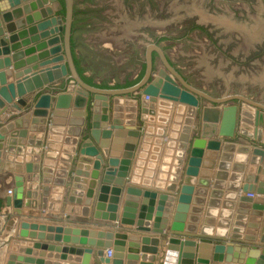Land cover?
Instances as JSON below:
<instances>
[{
  "label": "crops",
  "instance_id": "1",
  "mask_svg": "<svg viewBox=\"0 0 264 264\" xmlns=\"http://www.w3.org/2000/svg\"><path fill=\"white\" fill-rule=\"evenodd\" d=\"M222 1V12L215 17L207 14L204 22L221 28L215 37L223 50L229 49L233 56L255 54L250 71L262 72L264 82V29L262 18L254 13L252 5L258 3L262 7L264 3L259 0ZM230 3L238 10V17H232L228 8ZM12 9L0 7V60L9 61V65L0 69V129L11 126L0 139V264H103L99 257L106 255V249L89 243L107 242V233H112V256L122 257L124 264H163L169 238H179L180 243L191 240L233 246L231 262L204 259L200 264H256L264 259V126L254 123L255 111L264 114V94L253 100L245 98L259 105L256 107L243 99L216 102L200 97L196 107L163 102L162 113L158 112V97L146 98L147 95L141 93L130 98L121 95L94 97L89 115L87 92L71 87L69 74L62 73L65 59L59 56L63 53L26 63L27 59L49 50L46 46L47 49L42 51L23 53L19 57L23 66L19 69L13 67V53L24 52L41 40L32 42L39 32L27 31L34 25L25 24L30 12L17 16ZM4 12H10L7 23L14 28L12 31L7 29V23L1 17ZM23 20V25L18 28L17 23ZM22 31L27 33L19 35ZM12 35L15 38L10 39ZM26 40L29 42L24 44ZM201 42L205 48L201 53L210 63L216 56L222 58L225 66L230 65L231 71L241 70L225 54L213 52L215 46L208 38L202 37ZM13 44L20 46L12 49ZM259 49H263L262 52ZM30 67L29 73L18 79L13 77L14 73ZM19 82L25 90L20 97L16 94ZM66 82L69 86L59 89ZM10 85H13L14 96ZM65 91L73 96L70 107L54 108L56 95ZM43 94L49 95V113L33 123L31 111ZM220 97L223 96L214 98ZM18 98L23 99L25 105L19 104ZM178 105L183 106L181 111L177 110ZM94 108L97 109L95 113ZM144 109L152 112H144ZM226 110L229 112L227 119L234 113L237 124L232 135L214 138L221 145L206 192L203 196L197 195L202 201L201 210L187 213L189 219L184 222L185 226L195 227V233L168 229L157 234L139 230L136 225L121 224L119 220L127 197L125 186L130 185L156 192V200L165 201L163 216L169 219L170 225L192 140L198 136L203 120L200 117L219 121ZM93 127L100 130L99 139L108 143L103 148L98 145L104 163L95 178L91 176V170H88L89 175L76 176L78 145L72 140L83 141L87 136L91 137ZM124 157L131 161L128 174L123 185H116V174H107L105 169L110 158L120 161ZM137 160L141 163L138 166L140 172L134 175ZM79 170L83 171L84 167ZM132 177L136 181L132 182ZM198 177H194V189H197L195 181ZM103 184L109 188L120 187L121 191L116 196L103 193L105 199L100 201L99 189ZM19 185L23 189L20 206L15 204ZM172 185H175L173 189ZM89 187L92 193L87 196ZM7 197L12 199L9 204ZM115 197L116 204L112 201ZM191 197L194 198V193ZM112 204L116 205L115 221L105 219L113 211L109 207ZM202 249L206 250L204 246Z\"/></svg>",
  "mask_w": 264,
  "mask_h": 264
},
{
  "label": "water",
  "instance_id": "2",
  "mask_svg": "<svg viewBox=\"0 0 264 264\" xmlns=\"http://www.w3.org/2000/svg\"><path fill=\"white\" fill-rule=\"evenodd\" d=\"M3 5L0 7H10L12 12L20 16L23 12H28L30 8L35 7V5H39L41 3H56L58 0H1ZM30 1L28 4L26 2ZM64 2V15L63 18L61 15L51 16L54 13L53 8L49 5L46 9H43L41 13H33L32 16L29 14L26 17V24H34L28 28L27 31L33 33L38 31L39 33L35 35L31 39L32 42L38 41L32 47L26 49L24 52L13 53L11 56L13 61V67L15 69H19L23 66V62L19 61V57L22 56L23 53L33 52L34 50H41L49 47V50L41 52L38 56H33L30 59L26 60V63L34 62L38 59H41L45 56L55 55L56 53H63L59 57L65 59V63L62 64L61 70L65 75L77 84L85 92L93 94L95 98L108 97V96H117V95H126L128 98L133 97L136 93H141L142 95H147L150 97H158V105L159 110L161 112V107L165 106L163 104L164 100H172L179 102L180 104H188L190 106L196 107L199 105V97H204L211 101L222 102L231 98L243 99L247 104L256 107L258 104H252L248 102L245 98L240 95H229L220 98H214L209 96L208 94L197 90L187 84V82L169 65L167 62L163 52L157 46H149L146 51V70L143 73L141 79L128 87L123 88H99L93 85L86 83L79 73L76 70L72 49H71V33H72V21H73V0H63ZM22 4V6H20ZM20 6V7H19ZM45 11L48 12V15L45 14ZM43 19H39L41 16ZM6 23L10 19V12H4L1 16ZM49 17V18H48ZM22 23V24H21ZM24 23V20L17 23L18 28L21 27ZM61 23V24H60ZM6 27L9 31L14 30V28L6 24ZM27 31H22L18 33L19 35L26 34ZM2 33V28L0 27V35ZM62 33V35L60 34ZM61 35V36H60ZM15 38V35H12L10 39ZM29 40L24 41L28 43ZM19 44H13L11 46L12 49L18 48ZM155 49L159 54L160 60L163 65L167 68L168 73L172 77H161L158 75H153L151 72V57L150 50ZM1 53V50H0ZM7 59L5 61L0 60V69L9 65ZM48 61H45V63ZM44 64V63H42ZM31 71V67L24 69L23 71H19L13 74L14 78H20L24 74H27ZM6 75L8 72H5ZM26 81V80H25ZM11 95H15L13 85L9 86ZM23 85L21 82L16 84V94L20 97L25 90H23ZM72 93L69 91L58 93L55 97L53 107L56 109L59 108H68L71 105L72 101ZM94 98V99H95ZM17 102L21 105H25V101L21 98L17 99ZM47 105L49 106V95L43 94L39 97L35 107L32 109L31 114L33 116V123H36L38 117H45L48 115L49 111L47 109ZM255 105V106H254ZM183 106L178 105L177 110L181 111ZM117 109V108H116ZM263 109V108H262ZM133 110V109H132ZM232 111V110H230ZM29 111H26V115H28ZM93 112H97V109H93ZM144 112L151 113L152 111ZM233 112V111H232ZM164 113V111H163ZM226 110L223 113V118H220L219 121H210L207 118H202V122L199 129L198 137H195L191 144V150L187 161V167L185 169V177L183 179V185L179 190V195L177 198V203L175 205L174 213L172 215V221L168 226L169 219L163 216V212L165 209V201L163 199L156 200L157 193L149 190H143L141 188H136L133 186H125V194L127 195L126 200L124 202L123 212L121 214L120 223L127 225H136L139 230H150L154 233L161 234L165 233L168 229L171 231H185L188 233H195V227L185 226L184 222H186L187 213L189 212H198L201 210V202L197 195L203 196L206 192V186L209 183L212 169L215 164L217 153L220 148L221 142L218 140H214L217 135L221 136H230L234 132V128L236 126V118L233 113L230 118L227 119ZM165 114V113H164ZM257 117L254 119V123L257 126H264V114L261 111H258ZM94 118L96 115L94 114ZM145 119V117H143ZM150 119V118H148ZM36 120V121H35ZM95 126V125H93ZM114 128H118L117 126H113ZM11 126L3 127L0 129V139L1 134L10 131ZM132 129L133 128H129ZM90 136L83 141H79L78 139H73L72 143L78 145V156H77V169L74 170L76 176L81 175H89V171L91 170V176L95 178L101 170V167L104 163V159L102 154L99 151V147L103 148L108 145L107 141L103 142L99 139L100 130L98 127H93L90 130ZM99 145V147H98ZM1 147V143H0ZM206 148V152L204 153V149ZM204 155V156H203ZM130 159L124 157L120 161L116 159L110 158L108 160V167L105 169L107 174H116V179H114V184L123 185L124 178L128 174ZM81 164V165H80ZM140 161L137 160L136 167L133 171V174H138L140 169L138 166L140 165ZM117 165L116 170L114 167ZM81 166L84 167V170H79ZM201 167V168H200ZM89 170V171H88ZM88 171V173H87ZM149 171L146 172L148 174ZM200 176V178L198 177ZM194 177H198L195 181L197 189L193 188ZM79 181V178L76 181ZM83 180V179H81ZM131 181H136V178L132 177ZM91 185V184H90ZM76 187L81 188L82 185L75 184ZM175 185H172L173 189ZM100 194L99 199L104 200L105 195L103 193L110 192L113 196H116L120 193V187H112L109 188L107 184H103L100 186ZM23 189L19 185L15 192V204L21 205V197H22ZM92 193L91 187L88 188L87 196H90ZM194 193V198L191 197V194ZM131 196V199H129ZM196 196V197H195ZM11 197H7V204L11 203ZM115 204L117 203V198L112 199ZM110 205V211L105 219L110 221H115L117 219V214L115 213L116 205ZM192 204V206H191ZM194 205V206H193ZM102 205H100L101 207ZM96 216L99 213L96 212ZM191 218V217H190ZM152 220V222H151ZM151 222V223H150ZM152 228H149L151 227ZM98 235L101 233H97ZM104 235V234H103ZM107 242L99 243L91 241L89 244L95 245L98 247H104L105 249H111V238L112 233H107ZM84 241H81V243ZM205 247L206 250H203L202 247ZM197 247V248H196ZM196 251V252H195ZM196 253V254H195ZM232 253L233 246L226 245L225 243L218 242L216 244L213 243H205L200 242L196 243L195 241L185 240L180 243L179 238H169L167 250L165 251V257L163 264H200L204 262V259H211L212 262H222L225 261L227 263L232 261ZM197 257V259H196ZM99 260L103 264H124V259L120 256H110L102 255L99 257ZM217 264V263H215ZM249 264V263H246ZM256 264H264V259L258 261Z\"/></svg>",
  "mask_w": 264,
  "mask_h": 264
},
{
  "label": "rangeland",
  "instance_id": "3",
  "mask_svg": "<svg viewBox=\"0 0 264 264\" xmlns=\"http://www.w3.org/2000/svg\"><path fill=\"white\" fill-rule=\"evenodd\" d=\"M158 1L160 14L154 16L155 8L146 0H73L74 25H72L71 36L74 40L75 52H77V55L83 56L81 58L84 66V76L88 77L94 86L99 88H123L130 86H126L128 82L135 83L142 72L140 73L137 68L139 62L130 61L129 54L132 55V53L129 52L140 50L138 42H142L143 39H141L139 33L147 31H155L161 34L178 32L185 21L182 17L185 12H190L193 5L195 8L199 7L200 1L203 2L202 0H196V2H194L195 0ZM259 1L264 3V0ZM59 3V1L53 3L54 13L49 17L61 15L59 11L62 5L60 3L59 6ZM252 5H254V13L262 18L261 22L264 29V5L262 7L258 3ZM168 9L171 10L169 17L167 15ZM61 16L63 18V15ZM60 34L62 35V33ZM191 35L195 36L194 33H191ZM188 38V40H163L161 45L175 61L177 67L186 75L189 84H197L214 92L215 90L208 85L210 81L225 84L223 93L222 91H216L217 94L215 93L214 97L236 94L253 100L256 96L264 94L262 72L231 71V66H225L220 57H214L210 63L201 53L205 49L202 46L201 38ZM131 42H137V45H131ZM140 58L141 60L144 59L142 52L139 60ZM218 59L220 60L218 61ZM160 74L164 77H171L168 71L159 66L157 60L156 71L153 75ZM232 75L234 76L233 79H231ZM68 80L73 85L71 87L77 90L81 89L69 76ZM231 80L239 83L232 86L233 82ZM245 81L249 84H245ZM68 86L69 83L66 82V85H60L59 89ZM227 90H229L228 94H226ZM40 93H37L36 96H39ZM87 94L89 97L88 114L90 115V102L94 96L88 92ZM136 94L139 95V93ZM108 97L113 98L115 96ZM234 100L240 101L242 99ZM200 119L202 120V115ZM4 234L6 236L7 233Z\"/></svg>",
  "mask_w": 264,
  "mask_h": 264
},
{
  "label": "flooded vegetation",
  "instance_id": "4",
  "mask_svg": "<svg viewBox=\"0 0 264 264\" xmlns=\"http://www.w3.org/2000/svg\"><path fill=\"white\" fill-rule=\"evenodd\" d=\"M146 1L148 3L150 2L153 5V7L155 8L154 16H159V14H160L159 7H158L159 1L158 0H146ZM185 1H187V0H185ZM202 1L203 2L200 1L199 7L195 8L193 5L192 10L190 12L189 11L185 12V14L182 16L183 20H185V21L183 22V25L180 26V29L178 32H169V33H162L161 34L159 32H155V31H147L145 33H143V32L139 33V36L141 37V39H143L142 42H138L140 44V50H138V52L134 51V50L132 52H129V53H132V55L129 54L130 61H134L135 63L139 62V66L137 64V68H138V71L140 73L142 72V75L141 76L139 75L140 77L138 78V80L135 83H137L141 79V77L143 76V73L146 70V61L145 60H146L147 48L149 46H157L163 52V54H164L167 62L169 63V65L187 82V84H189L190 82L188 81L186 75L181 71L180 68L177 67V65L175 64V61H173V59L168 55V53L165 52L164 48H162L163 46L161 45V41H163V40H170V39H177V40L187 39L188 40L189 39L188 37L193 38V39H196L198 37L208 38L210 40V43L215 46L213 49V52H216V53L219 52V53L225 54L227 57L230 58L231 62L236 63L242 71L250 73L249 71L251 69H253V65L251 64V62H252L255 54L251 53V54L233 56L230 53L229 49L223 50L222 45L218 41V38L215 37L216 33L218 31H220L221 28L217 27V25H215L214 23H210V22L205 23L204 22L205 16L207 14L212 16V17H215L218 13L222 12V10H221L222 8L220 7V4H222L223 1L222 0H202ZM194 2H196V0ZM201 3H202V5H201ZM205 5H207V6H205ZM59 6H60V3H59ZM61 8L62 7L60 6V10H61ZM207 8H208V10H207ZM228 8L230 9V12L232 13V14L231 13L230 14L232 15L233 18L238 17V10L235 9L231 3L229 4ZM170 14H171V10L168 9V12H167L168 17L170 16ZM73 18H74V14H73ZM72 25H74L73 21H72ZM189 33H190V35H188ZM191 33H194L195 36H192ZM71 41H72V55H73V60H74L76 70L77 69H83L84 70V68H83L84 66L82 65L83 56L80 54L77 55V52H75L73 37H72ZM130 44L131 45H137V42H131ZM259 50L262 52L263 49H259ZM141 52L143 54V58H144L143 60H141V58L139 60V56H141ZM150 57H151V72L152 73H154L156 71L157 60L159 62V66L162 67L163 69H165V71H168L167 68L161 62L159 54L157 53V51L155 49L150 50ZM226 66L229 67L230 65H226ZM189 69H191V68L189 67ZM190 71H192V70H190ZM82 75L84 76L83 72H82ZM135 83H133V84H135ZM236 83L238 84L239 82L233 81L232 86H234ZM244 83L249 84L247 81H245ZM189 85L192 86L193 88L197 89V90H200V91L208 94L209 96L214 95L215 93L217 94V92H219V91H222V93H223L224 87H225V86H223L222 83H220L218 81H210L208 83L210 88L214 89L215 92L208 90V89H205L204 87L197 85V84L191 83ZM232 91H235V90H232ZM227 93H229V90L226 91V94ZM232 95H236V94H232Z\"/></svg>",
  "mask_w": 264,
  "mask_h": 264
},
{
  "label": "bare ground",
  "instance_id": "5",
  "mask_svg": "<svg viewBox=\"0 0 264 264\" xmlns=\"http://www.w3.org/2000/svg\"><path fill=\"white\" fill-rule=\"evenodd\" d=\"M0 3H3V2H0ZM52 4V5H51ZM49 5H51V7L53 8V3H47V4H45L44 2L43 3H41V4H39V5H35V7H32V8H30L29 9V14H32L33 15V13H37V12H39V13H41V11L43 10V9H46V7L47 6H49ZM4 8H5V6H3ZM54 10V9H53ZM45 14H47L48 15V12L47 11H45ZM31 15V16H32ZM41 16V15H40ZM43 16H41L39 19H43L42 18ZM26 24V23H25ZM47 49V48H46ZM59 63V62H58ZM60 63H61V61H60ZM12 66V65H11ZM49 66V65H48ZM32 67V66H31ZM50 70V69H49ZM53 70V69H52ZM29 75V74H28ZM32 76H34V75H32ZM31 78V77H30ZM159 99V98H158ZM120 102V101H119ZM164 102L165 103H168V104H174V102H176V101H172V100H167V99H165L164 100ZM121 103V102H120ZM134 105V104H133ZM70 109V108H69ZM67 110V109H66ZM71 110V109H70ZM32 115V114H31ZM68 115V114H67ZM99 115H100V112H99ZM78 119V118H77ZM58 120V119H57ZM128 120V119H127ZM100 121V120H99ZM27 122V121H26ZM24 125V124H23ZM25 125H26V123H25ZM62 126V125H61ZM51 128H53V127H51ZM57 128V127H56ZM53 130V129H52ZM91 195V194H90ZM201 231V230H200Z\"/></svg>",
  "mask_w": 264,
  "mask_h": 264
},
{
  "label": "trees",
  "instance_id": "6",
  "mask_svg": "<svg viewBox=\"0 0 264 264\" xmlns=\"http://www.w3.org/2000/svg\"><path fill=\"white\" fill-rule=\"evenodd\" d=\"M58 1H59V2L61 3V5H62V8H61V10L59 11V13H60L61 15H64V2H63V0H58ZM71 49H72V41H71ZM77 71H78L79 75L81 76V78H82L86 83H88V84L94 86V84L91 82V80H90L88 77L86 78L85 76L82 75L83 69H77ZM140 76H141V74H140ZM140 76H139V77H140ZM132 84H133L132 82H128L126 86H128V85H132Z\"/></svg>",
  "mask_w": 264,
  "mask_h": 264
},
{
  "label": "built area",
  "instance_id": "7",
  "mask_svg": "<svg viewBox=\"0 0 264 264\" xmlns=\"http://www.w3.org/2000/svg\"><path fill=\"white\" fill-rule=\"evenodd\" d=\"M145 97L148 98V96H145ZM106 255H107L108 257L112 256V252H111L110 249H106Z\"/></svg>",
  "mask_w": 264,
  "mask_h": 264
}]
</instances>
